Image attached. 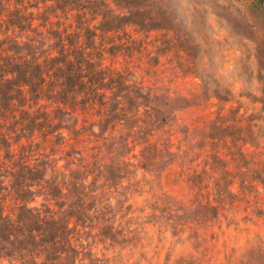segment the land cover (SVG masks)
Listing matches in <instances>:
<instances>
[{"label":"trees","instance_id":"1","mask_svg":"<svg viewBox=\"0 0 264 264\" xmlns=\"http://www.w3.org/2000/svg\"><path fill=\"white\" fill-rule=\"evenodd\" d=\"M61 2L0 0V264H114L122 250L113 241L123 228L105 217L113 196H105L100 176L112 170L102 146L128 148L118 170L137 154L144 161L174 152V132L165 138L164 129L173 123L175 93L137 80L128 56L117 60L113 51L126 40L97 42L96 27L71 18L84 5ZM214 93L224 103L233 97ZM186 132L201 149L185 171L208 225L219 221L220 228L240 208L242 219L264 220V159L244 150L257 133L238 107L224 120H195ZM250 251L264 260V240L233 264Z\"/></svg>","mask_w":264,"mask_h":264},{"label":"rangeland","instance_id":"2","mask_svg":"<svg viewBox=\"0 0 264 264\" xmlns=\"http://www.w3.org/2000/svg\"><path fill=\"white\" fill-rule=\"evenodd\" d=\"M96 1L94 5L80 0L84 12L76 19L72 16L73 23L96 27L97 42L126 40L122 48L117 45L113 49L118 51L117 60L128 56L137 80L165 87L177 96L173 123L164 129L165 138L174 132V152L156 158L147 156L144 161L137 154L118 170L121 155L128 148L114 146L109 153L102 146L101 159L112 170L102 171L100 176L109 189L105 196H113V210L107 207L105 217L112 215L109 221L123 228L113 241L122 250L114 264L237 262L247 246L264 240V220H244L241 217L245 212L240 208L234 219L221 218L220 228L219 221L208 225L206 210L187 181L185 168L195 163L194 157L201 149L194 143L196 138L191 140L194 133L187 135L186 128L195 120H224L230 106L238 107L241 120L249 122V128L257 133L255 144H245L244 150L264 159V1ZM78 3L62 0L60 5ZM89 38L85 33L83 39ZM107 56L106 62L111 61ZM215 89L230 92L232 99L224 103L215 95ZM139 118L144 119L143 114ZM178 142L180 150L176 148ZM139 148L135 147L136 153ZM104 224L100 220L96 227L99 230L103 226V234L107 231ZM238 264H264V260L250 251Z\"/></svg>","mask_w":264,"mask_h":264}]
</instances>
